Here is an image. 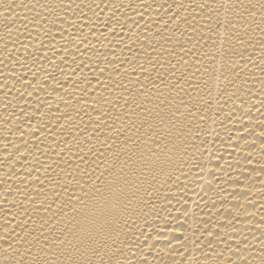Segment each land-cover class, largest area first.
I'll list each match as a JSON object with an SVG mask.
<instances>
[{
	"label": "bare ground",
	"instance_id": "6f19581e",
	"mask_svg": "<svg viewBox=\"0 0 264 264\" xmlns=\"http://www.w3.org/2000/svg\"><path fill=\"white\" fill-rule=\"evenodd\" d=\"M0 264H264V0H0Z\"/></svg>",
	"mask_w": 264,
	"mask_h": 264
}]
</instances>
